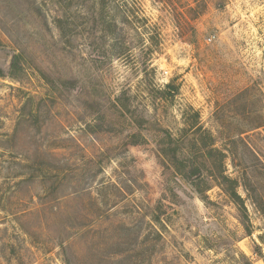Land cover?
<instances>
[{
	"label": "rangeland",
	"instance_id": "rangeland-1",
	"mask_svg": "<svg viewBox=\"0 0 264 264\" xmlns=\"http://www.w3.org/2000/svg\"><path fill=\"white\" fill-rule=\"evenodd\" d=\"M0 70V264H264V0H0Z\"/></svg>",
	"mask_w": 264,
	"mask_h": 264
},
{
	"label": "trees",
	"instance_id": "trees-1",
	"mask_svg": "<svg viewBox=\"0 0 264 264\" xmlns=\"http://www.w3.org/2000/svg\"><path fill=\"white\" fill-rule=\"evenodd\" d=\"M20 57H21L20 54H14L11 59L8 73L12 77H16L18 73L22 71V68L20 66ZM0 73H2V70H0ZM196 174L200 175V167L195 165L190 172V176H194ZM229 196L236 204L242 205V200L240 196L235 192V190L231 189Z\"/></svg>",
	"mask_w": 264,
	"mask_h": 264
}]
</instances>
